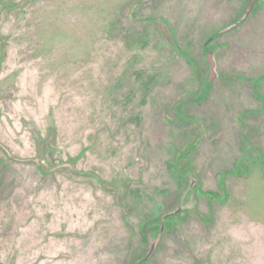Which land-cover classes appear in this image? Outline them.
Listing matches in <instances>:
<instances>
[{"label": "rangeland", "instance_id": "1", "mask_svg": "<svg viewBox=\"0 0 264 264\" xmlns=\"http://www.w3.org/2000/svg\"><path fill=\"white\" fill-rule=\"evenodd\" d=\"M249 1L0 0V264L143 260L189 184L174 173L184 136L196 211L142 264H177L189 234L194 264H264V4L218 34ZM210 37L220 78L201 99Z\"/></svg>", "mask_w": 264, "mask_h": 264}, {"label": "water", "instance_id": "2", "mask_svg": "<svg viewBox=\"0 0 264 264\" xmlns=\"http://www.w3.org/2000/svg\"><path fill=\"white\" fill-rule=\"evenodd\" d=\"M263 3H264V0H251L245 12L241 16V18L237 22L232 23L228 25L227 27L223 28L219 33L226 34V33L232 32L236 30L237 28H239L253 15L254 11ZM219 51L220 49L206 52V59H207L208 70H209V73H208L209 83H213L214 81L220 78V74L218 72L217 60H216V56ZM25 162H28V160H26ZM187 178L189 180V184L182 196V200L178 208L173 211H170L169 213H166L163 216L162 223L160 225V228L157 231L148 233L147 240L149 242V249L145 257L143 258L144 262H147L148 260H150L152 256L157 252L158 246L160 242L162 241V238L166 232L167 222L169 219L179 216L183 212H187V211L195 212L196 211L195 188L197 186L201 187L203 182L202 180L197 178L193 172L188 173Z\"/></svg>", "mask_w": 264, "mask_h": 264}, {"label": "trees", "instance_id": "3", "mask_svg": "<svg viewBox=\"0 0 264 264\" xmlns=\"http://www.w3.org/2000/svg\"><path fill=\"white\" fill-rule=\"evenodd\" d=\"M144 19L147 20V18H144ZM148 21L157 22L158 24L163 23L162 25L164 27V30H165L166 34L170 37L171 42L177 47V49L179 50V52L181 53V55L191 64V66L194 68V71L196 73H198L199 68H198V62H197V60L194 58L193 54H190L189 52L185 51V49H182L181 48V46L176 41L175 36H174V33H173V31H171V28H170L169 24L166 23V20L162 21L161 19L158 20L157 18H148ZM218 34H220V33H218ZM210 38H212V37H210ZM210 38L205 42V44H204V50H207L208 49V44H209ZM228 78H233V77H228ZM211 86H212V84L208 82V78H207V81H206V89H205L203 95L200 97L201 99L204 98L207 95V93H208V91H209V89H210ZM186 120L187 121H192V120L193 121H195V120L196 121H199L198 117H193V116L188 117ZM200 125H202V121H200ZM185 140H186V137L184 136V139L182 140V144L179 147V156H178V159L176 161V164H178V165L176 166V168H174L175 175L178 178H182V179H188L187 176L185 174H183V170L184 169L189 168L191 170V172H192L191 163L187 160V158L196 149V147L198 145V141L197 140H195L192 143L190 142L189 144H186L185 143ZM247 158H248L247 153H245L244 161H242V162L240 161L239 163H237V165L235 166L234 169L224 171L222 173V178H223L222 179V183L224 182V179L228 175H237L238 176L239 175L238 173L239 172H242L240 170L241 166H245L246 165V164H244V162H245V160H247ZM80 174H82V173H80ZM99 181L102 184H104L102 182V180H99ZM223 187H224V185L222 186V188ZM201 188L202 187H200V188L198 187L197 189H200L201 190ZM222 190H223V194L222 195L221 194H218L216 192H213V191L204 192V194H206L210 198H214L215 200H218L220 202H223L224 199H225V197H226V190H224V189H222ZM184 192H183V194H184ZM183 194L180 197V201L182 200ZM165 214L161 215L156 220H158V221H160L162 223V218H163V216ZM200 216H203V215H200ZM171 219H173V218H171ZM171 219L168 220L167 225L170 224ZM204 219L210 220L211 218L204 217ZM149 224H150V221H146L145 224H144V231H145V233L147 232V230L150 227ZM158 228H160V226ZM148 233H147V235H148ZM147 235H146V238H147ZM143 262H144L143 260H139L138 262H134L133 264H142Z\"/></svg>", "mask_w": 264, "mask_h": 264}, {"label": "crops", "instance_id": "4", "mask_svg": "<svg viewBox=\"0 0 264 264\" xmlns=\"http://www.w3.org/2000/svg\"><path fill=\"white\" fill-rule=\"evenodd\" d=\"M186 60V59H185ZM187 61V60H186ZM188 62V61H187ZM189 63V62H188ZM190 64V63H189ZM191 65V64H190ZM177 159H178V157H177ZM226 170H228V169H226ZM226 170H224V171H226ZM230 170H232V169H230ZM224 171H222V173L224 172ZM222 173H221V176H222ZM224 181H225V179H224ZM224 185H225V188H226V184L224 183ZM223 185H222V179H221V187H222ZM205 192V191H204ZM206 192H208V191H206ZM214 192V191H213ZM219 194V193H218ZM220 202V201H219ZM191 244H193L194 245V247H193V250H185L184 248H180V250L179 249H177V251L179 252L178 253V256H180V257H182L183 256V259L180 261V262H178L177 264H194V261H195V259H192V258H189V256H192V254H194V255H197L200 251H202V250H200L199 248H198V244H199V241L202 239V238H200L199 239V237H197L196 235H194V234H189V236L186 238ZM190 251L192 252V253H190ZM226 249H224V248H218L217 250H216V256H218L219 257V260L220 261H225V257L227 256V253H226ZM215 264H217V262L215 261ZM218 264H222V263H218Z\"/></svg>", "mask_w": 264, "mask_h": 264}, {"label": "flooded vegetation", "instance_id": "5", "mask_svg": "<svg viewBox=\"0 0 264 264\" xmlns=\"http://www.w3.org/2000/svg\"><path fill=\"white\" fill-rule=\"evenodd\" d=\"M250 1H251V0H250ZM250 1H249V3H250ZM249 3H248V4H249ZM263 4H264V3H263ZM261 5H262V4H261ZM261 5H260V6H261ZM247 6H248V5H247ZM260 6H259V7H260ZM246 8H247V7H246ZM257 9H258V8H257ZM257 9H256V10H257ZM245 10H246V9H245ZM256 10H255V11H256ZM255 11H254V12H255ZM244 12H245V11H244ZM242 15H243V14H242ZM240 18H241V17H240ZM240 18H239V19H240ZM239 19H238V20H239ZM238 20H237V21H238ZM237 21H235V22H237ZM235 22H233V23H235ZM231 24H232V23H231ZM213 40H214L213 38H210V40H209V44H208L207 52H209V51H213V50H216V49H220L219 46H214V45H212ZM197 188H198V186L195 188V190H196ZM199 188H200V187H199Z\"/></svg>", "mask_w": 264, "mask_h": 264}]
</instances>
